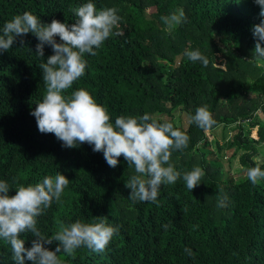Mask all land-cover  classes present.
<instances>
[{
  "label": "trees",
  "instance_id": "obj_1",
  "mask_svg": "<svg viewBox=\"0 0 264 264\" xmlns=\"http://www.w3.org/2000/svg\"><path fill=\"white\" fill-rule=\"evenodd\" d=\"M85 2L0 0V30L25 11L43 23L53 19L74 23L71 8ZM94 3L97 8H117L121 21L97 55L86 54V73L69 91L89 90L107 107L113 123L119 115L145 112L175 123L173 112L181 109L188 125L179 127L190 142L183 152H173L171 161L182 174L201 167L205 173L201 183L191 192L181 177L161 186L158 205L133 201L125 185L135 171L123 155L116 167H109L93 146L66 148L55 135L41 133L30 113L45 93L39 64L53 50L45 45L44 57H39V41L32 32L17 37L12 48L0 53V179L34 184L59 172L69 178L61 200L37 218L46 237L57 231L59 222H87L94 216H107L110 224L120 226L103 253L81 248L75 259L60 253L65 264H264V181L253 185L247 179V169L256 161L264 167V67L250 60L256 43L252 26L264 20L260 6L255 0ZM177 11H183L186 21L166 28L160 18ZM195 49L208 58L207 67L184 55ZM202 105L216 120L209 131L235 127L217 144L220 156L205 130L191 120ZM253 130L256 134L251 136ZM236 156L242 164L240 175L230 169ZM221 188L227 196L224 208L217 207ZM16 191L13 185L10 195ZM21 238L26 247L35 239L31 233ZM58 243L45 246L55 250ZM0 264H16L3 240Z\"/></svg>",
  "mask_w": 264,
  "mask_h": 264
},
{
  "label": "clouds",
  "instance_id": "obj_2",
  "mask_svg": "<svg viewBox=\"0 0 264 264\" xmlns=\"http://www.w3.org/2000/svg\"><path fill=\"white\" fill-rule=\"evenodd\" d=\"M264 17V0H255ZM74 23L53 19L43 23L30 11L18 14L6 21L0 30V53L12 48L16 38L32 32L38 38L36 54L43 59L45 45L51 46L53 54L39 64L43 72L45 93L30 113L36 119L38 130L53 134L66 148H75L87 143L94 152H102L109 167H116L123 155L128 167L135 174L126 180L133 201L150 202L158 205L159 189L172 185L182 177L186 188L192 192L204 176V170L195 166L183 174L171 161L173 152H183L189 145L190 136L168 119H158L145 112L143 115H119L114 123L104 104L97 102L91 92L83 87L69 91L73 84L86 73V54L95 56L97 49L114 34L121 16L115 7L97 8L94 0L71 8ZM161 21L171 29L186 21L183 11L162 16ZM256 39L252 62L264 67V20L252 26ZM119 34V33H116ZM59 37V41L57 40ZM184 55L193 63L201 62L207 67L209 60L199 49L186 50ZM192 122L202 130L216 125V120L207 105L195 110ZM247 179L258 185L264 181V167L259 161L247 169ZM69 178L59 172L45 176L38 183H21L14 178L10 184L0 179V240L11 248L16 264H65L60 253L72 259L77 250L86 248L94 253H103L119 232V225L108 222L107 216H94L91 221L59 222L57 231L46 237L37 227L38 217L59 202L69 185ZM15 186L16 194L10 195ZM220 193H223L221 188ZM227 206V196L219 195L217 207ZM167 229L168 225L165 224ZM31 233L35 239L31 247L25 246L22 235ZM58 241L52 250L45 245ZM185 251L192 255L191 250Z\"/></svg>",
  "mask_w": 264,
  "mask_h": 264
},
{
  "label": "rangeland",
  "instance_id": "obj_3",
  "mask_svg": "<svg viewBox=\"0 0 264 264\" xmlns=\"http://www.w3.org/2000/svg\"><path fill=\"white\" fill-rule=\"evenodd\" d=\"M174 114V119L179 120V124H181L184 127H187L188 125V118L187 115L181 110V109H177L173 112ZM264 123V121H263ZM234 125L230 126H226L224 128H222V126H219L215 129V131H205L208 140H210V144L212 149L217 153L218 156L221 155V153L218 151V147L217 144H221L222 142H224L225 140H227L232 134H233V129H234ZM251 136L252 134L255 135V130L250 132ZM224 160L227 158V155H225ZM257 160V158H255ZM230 169L231 172L235 175H240L242 172V164L240 162V159L238 156H236L235 158H233L231 160V164H230Z\"/></svg>",
  "mask_w": 264,
  "mask_h": 264
}]
</instances>
